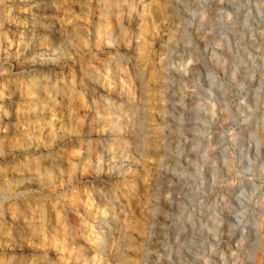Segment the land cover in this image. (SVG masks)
Returning a JSON list of instances; mask_svg holds the SVG:
<instances>
[{
  "label": "rangeland",
  "instance_id": "1",
  "mask_svg": "<svg viewBox=\"0 0 264 264\" xmlns=\"http://www.w3.org/2000/svg\"><path fill=\"white\" fill-rule=\"evenodd\" d=\"M5 1L0 264H264V0Z\"/></svg>",
  "mask_w": 264,
  "mask_h": 264
},
{
  "label": "bare ground",
  "instance_id": "2",
  "mask_svg": "<svg viewBox=\"0 0 264 264\" xmlns=\"http://www.w3.org/2000/svg\"><path fill=\"white\" fill-rule=\"evenodd\" d=\"M3 0H0V2H2ZM14 1V0H13ZM17 1H19V0H17ZM53 1L54 0H25V2H26V5H29V6H31L32 4H34V5H39L40 6V8H38V11L37 12H39V14H41V15H44L45 17H47L48 15H50L51 13H52V4H53ZM4 2H6L5 0H4ZM12 2V1H11ZM20 2H21V0H20ZM23 2V1H22ZM8 3V2H7ZM1 4V3H0ZM21 6H23V5H21ZM29 6H26L27 7V9L26 10H28L27 12H28V15H26L25 17H22V18H16L15 16L13 17V19H9V21H10V23L8 24L7 23V26H8V28L10 29V30H12L13 32L12 33H17L18 34V38H19V35H21V37L23 38V39H21V40H24V41H26L25 42V46L27 47H25L24 49H26L29 53H32V54H44L45 52L46 53H48L49 51H51V47L52 46H50L51 44H53V43H49L48 44V42H46L45 41V39H44V35H48V36H52L53 35V29L52 28H50V26H49V23H46V21L44 22V21H42L41 19H42V17H40L39 15H36L35 13H34V11L33 10H30L29 9ZM33 7V6H32ZM24 8V7H23ZM34 8V7H33ZM33 8H31V9H33ZM54 8V7H53ZM9 9H11V8H9ZM13 10V9H12ZM25 10V11H26ZM8 12H10V11H8ZM19 14V13H18ZM9 16V15H8ZM16 16H17V14H16ZM11 18V17H10ZM16 18V19H15ZM40 19L41 21H38V20H35V19ZM224 20V19H223ZM6 24V23H5ZM0 28H1V24H0ZM6 30V29H5ZM2 31H3V29H2ZM14 35V34H13ZM47 36V37H48ZM20 37V38H21ZM17 38V39H18ZM15 41H16V39H15ZM48 41V40H47ZM69 41V40H68ZM20 43V42H19ZM18 42L17 43H14V44H19ZM20 46H21V44H20ZM54 47V46H53ZM53 47H52V50H53ZM21 49H23V48H21ZM20 49V50H21ZM45 53V54H46ZM28 55V54H27ZM30 56V55H29ZM37 57V56H36ZM119 73H122L123 71H124V68H123V66H119V68H118V70H117ZM125 77V76H124ZM138 77V76H137ZM53 77H51V73H48V74H46V75H44V77H42L41 78V81L40 80H38V79H36V78H33V79H31V80H29V83H28V86L27 87H30V88H37L36 89V91L34 92V97H36V98H40L41 100H42V103H44V102H46V101H48V100H53V101H56V96L59 94H63V93H61L60 92V89L61 88H58L57 86V81L59 80V79H57V78H54V79H52ZM129 78V77H128ZM136 78V77H135ZM49 79H51V80H53L54 81V83L53 84H49V82H47V80H49ZM124 80V79H123ZM126 81V80H125ZM40 84V85H39ZM33 89H30V90H33ZM29 90V91H30ZM27 91V90H26ZM24 93V95H25V92H23ZM26 96H30V95H28V94H26ZM31 97V96H30ZM34 101V100H33ZM36 101V100H35ZM34 101V102H35ZM4 108V107H3ZM52 109V108H51ZM138 111V109L135 111V112H137ZM7 110L5 109V110H1L0 111V118L2 119H4L5 117H6V114H7ZM139 113V112H138ZM166 126V125H165ZM169 136V135H168ZM173 136V135H172ZM170 137V136H169ZM174 138V137H173ZM170 145H174L173 144V140H171L170 141V143H169ZM169 144H167V148L168 147H170L169 146ZM174 147V146H173ZM164 148H166V147H164ZM157 171H159L158 169H157ZM155 184V183H154ZM157 185V184H156ZM156 191V190H155ZM160 199V198H159ZM153 200V199H152ZM166 200V199H165ZM153 204V203H152ZM158 204V203H157ZM112 205V204H111ZM152 206V205H151ZM114 207V206H113ZM120 207V206H119ZM117 208V207H116ZM115 208V209H116ZM119 210H121V208H119ZM116 212H117V209H116ZM119 212V211H118ZM137 212V211H136ZM120 213V212H119ZM113 218V217H112ZM118 218V217H117ZM103 223H105V221L103 222ZM108 223V222H107ZM108 224H110V223H108ZM112 224V223H111ZM114 224H116V223H114ZM119 224H120V222H119ZM123 225V224H122ZM101 226V225H100ZM103 228H105V227H107L106 225H105V227L104 226H102ZM109 227V226H108ZM115 227V226H114ZM113 229V228H112ZM106 230H108V229H106ZM120 231H122V228H121V230ZM111 232V231H110ZM6 233V232H5ZM10 233V232H9ZM108 233V232H107ZM187 233V232H186ZM184 234V233H183ZM111 235V234H110ZM18 236V235H17ZM104 236H106V234L104 235ZM8 237V240H12L13 239V237L11 238V237H9V236H7ZM110 237V236H109ZM183 237V236H182ZM20 239H24V237H19ZM14 240H17L16 238L14 239ZM103 240V239H102ZM109 240H112V239H109ZM18 241V240H17ZM20 241V240H19ZM104 242V241H103ZM106 243V242H105ZM101 244V245H105L106 246V244ZM107 243H111L110 241H108ZM115 244V243H114ZM113 244V245H114ZM104 247V246H103ZM109 247H110V245H109ZM105 248V247H104ZM108 248V247H107ZM106 248V249H107ZM115 251H116V249H115ZM109 252V251H108ZM118 252V251H117ZM117 252H115V253H117ZM107 252H105V254H106ZM121 253V252H120ZM106 257H107V254H106ZM110 257V256H109ZM108 257V258H109ZM45 258V257H44ZM40 259H42V258H40ZM120 259V258H119ZM39 262V261H38ZM40 263V262H39ZM46 264V263H45Z\"/></svg>",
  "mask_w": 264,
  "mask_h": 264
}]
</instances>
